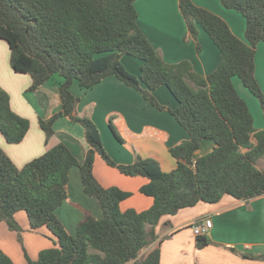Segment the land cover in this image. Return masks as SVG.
<instances>
[{
	"label": "trees",
	"instance_id": "1",
	"mask_svg": "<svg viewBox=\"0 0 264 264\" xmlns=\"http://www.w3.org/2000/svg\"><path fill=\"white\" fill-rule=\"evenodd\" d=\"M136 1L0 0V39L10 47L13 71L32 78L31 92L56 76L62 78V111L40 119L46 140L65 116L84 127L89 145L83 164L59 144L22 169L0 148V223L17 232L22 243L23 230L15 216L25 212L31 230L47 228L57 240L56 247L43 250L37 260L27 255V264H160V249L145 257L141 254L158 240L157 227L164 217L199 203H218L226 195L238 200L264 196V171L257 166L264 159V130H256L250 108L233 82L234 78L243 82L264 114L255 61L257 45L264 42V0H220L246 19L248 43L218 15L192 0H179L188 37L196 39L200 27L221 53L219 67L206 77L195 72L190 61L165 62L139 27ZM124 55L143 62L140 77L127 71ZM111 76L139 91L152 106L169 111L189 133L188 141L170 151L178 161L174 171L164 172L158 161L142 157L131 165L117 164L105 149L97 125L76 114L80 99L71 93L72 84L79 81L90 89ZM161 86L171 90L178 108L159 103L153 92ZM29 129V120L12 110L10 96L0 86V132L6 141L21 143ZM204 141L215 142V149L194 160ZM98 156L125 176L146 178L148 183L140 192L153 198L152 207L123 211L121 203L133 194L101 185L94 173ZM75 167L103 218L86 215L71 235L56 212L68 199L70 172ZM210 243L206 236L197 237L198 249ZM244 257L264 261V254ZM0 264L15 263L0 251Z\"/></svg>",
	"mask_w": 264,
	"mask_h": 264
},
{
	"label": "crops",
	"instance_id": "2",
	"mask_svg": "<svg viewBox=\"0 0 264 264\" xmlns=\"http://www.w3.org/2000/svg\"><path fill=\"white\" fill-rule=\"evenodd\" d=\"M192 1L221 17L238 38L248 43L247 22L242 14L227 9L220 0ZM136 9L140 29L165 62L176 64L190 61L195 72L205 77L219 67L221 53L205 31L197 27V38L188 37L179 0H137ZM10 60V47L0 39V86L9 94L12 110L29 120L30 129L19 144H9L0 132V148L19 169L59 144L66 145L77 161L83 164L89 145L82 125L68 117H61L55 123V134L49 141L40 126V119H48L62 111V78L56 76L38 91L31 92L32 78L14 72ZM255 61L256 77L260 82L264 80V42L257 45ZM122 62L131 74L141 76V60L124 55ZM233 82L248 106H253L254 113L249 108L253 117L257 115V119H254L256 130H264V114L251 97L252 93L239 78H234ZM70 91L80 99L76 114L91 119L97 125L105 149L117 164L131 165L142 157L158 161L167 173L177 168L178 161L170 151L188 141L190 135L169 111L152 106L139 91L115 76L104 79L90 89L75 81ZM153 94L160 104L171 109L178 108L179 102L167 86L159 87ZM252 144H257L254 138ZM215 147V142L204 141L195 152L194 160L211 153ZM248 151L242 149L243 153ZM94 173L105 188L117 187L133 194L121 203L123 211L134 209L143 212L152 207L153 198L140 192L148 183L146 178L125 176L99 156ZM67 193L68 199L56 215L69 234H75L77 226L88 214L97 219L103 218L97 200L84 191L78 167L70 172ZM15 218L23 230L22 243L17 232L11 231L5 222L0 223V251L15 264H27V255L37 260L43 250L56 247L57 240L47 228L31 230L25 212L17 213ZM204 218L213 221V227L206 235L211 243L198 249L192 225ZM157 232L158 240L144 250L141 257L160 249V264H264L262 260L244 257L245 254H264V196L238 200L226 195L218 203H199L181 210L177 215L164 217Z\"/></svg>",
	"mask_w": 264,
	"mask_h": 264
},
{
	"label": "built area",
	"instance_id": "3",
	"mask_svg": "<svg viewBox=\"0 0 264 264\" xmlns=\"http://www.w3.org/2000/svg\"><path fill=\"white\" fill-rule=\"evenodd\" d=\"M213 227V221L211 218H204L192 225L194 234L198 236H206Z\"/></svg>",
	"mask_w": 264,
	"mask_h": 264
},
{
	"label": "rangeland",
	"instance_id": "4",
	"mask_svg": "<svg viewBox=\"0 0 264 264\" xmlns=\"http://www.w3.org/2000/svg\"><path fill=\"white\" fill-rule=\"evenodd\" d=\"M259 84H260V86H261V88H262V91H263V93H264V80L262 79L260 82H259ZM250 94V93H249ZM251 95V97L255 100V102H256V104H257V106H258V109L261 111V113H262V110H261V106H260V102H259V100L256 98V97H254L252 94H250ZM249 106H250V108H251V110L253 111V113H254V109H253V106L251 105V104H249ZM262 115H263V113H262ZM255 118V120L257 119V115L255 114V116H254ZM256 128V127H255ZM258 168L260 169V170H262V171H264V159H261L259 162H258Z\"/></svg>",
	"mask_w": 264,
	"mask_h": 264
}]
</instances>
